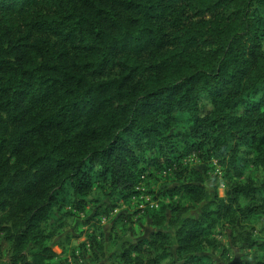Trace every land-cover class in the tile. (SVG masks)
<instances>
[{"label": "trees", "instance_id": "16d2710c", "mask_svg": "<svg viewBox=\"0 0 264 264\" xmlns=\"http://www.w3.org/2000/svg\"><path fill=\"white\" fill-rule=\"evenodd\" d=\"M178 124L197 157L238 180L254 168L260 181L224 200L201 178L182 182ZM143 161L173 172L169 196L201 213L164 206L146 237L121 233L108 264H217L226 253L206 224L213 213L230 227L232 264H264V0H0V223L18 248L89 205L90 245L104 239L102 220L141 176L145 186ZM54 258L44 243L15 257Z\"/></svg>", "mask_w": 264, "mask_h": 264}, {"label": "rangeland", "instance_id": "374dc122", "mask_svg": "<svg viewBox=\"0 0 264 264\" xmlns=\"http://www.w3.org/2000/svg\"><path fill=\"white\" fill-rule=\"evenodd\" d=\"M238 112L241 113V110ZM171 132L174 135L172 144L175 148V155L179 157L177 164L187 170V175L181 180L182 182L191 181L197 184L194 181L201 178L205 181L206 188L211 193L216 192L218 197L224 200L227 199V193L229 194L234 184L255 186L260 181L262 175L254 168L238 180L231 178L230 173L217 164L214 159L205 162L197 157L195 153L189 151V146L195 141L185 134L187 129L184 125L173 126ZM139 167L143 168L142 170L148 178L145 181V186L144 183H137L138 185L135 188H146L145 192L136 191V195L129 201L117 205L109 220H102L104 222V224H101L104 239L99 240L98 243H92V246L90 245L89 236L92 233V228L86 225L85 222L92 216L95 209L93 205H89L85 214L78 216L70 227H64L60 222L44 221L37 229L31 231L29 238L20 248L14 240V236L18 238L19 234L14 235L13 230L12 236H14L12 237L7 233L4 225L0 223V264H20L15 259L16 256L24 254L27 258H30V254L36 252L42 243L50 247L55 254V258L50 264H78L79 261L82 262L81 264H108L107 255L116 250L117 246L115 244L121 233L128 230L129 239L146 237L153 229L150 216H155L157 212H161L164 206L169 204L178 206L183 210L188 209L185 216H189V219L199 217L198 213H201L200 205L192 203L185 194H178L172 198L169 196L174 188L178 186L173 172L162 177L159 175L156 166H148L144 161L139 164ZM238 201L240 207H246L251 202L250 199L243 196H240ZM151 203L155 207L141 214L140 210L146 207L149 208ZM119 214L125 220L117 221ZM113 220H116V228L111 232V221ZM206 224L210 226L213 238L221 244V249L226 253L224 257L215 255L212 258L217 264H232L233 252H236V249L232 247L229 240L230 227L225 220L220 219L215 213L210 216V221ZM75 255L80 256L81 259L76 260ZM238 259H243V257Z\"/></svg>", "mask_w": 264, "mask_h": 264}, {"label": "built area", "instance_id": "2783aa9c", "mask_svg": "<svg viewBox=\"0 0 264 264\" xmlns=\"http://www.w3.org/2000/svg\"><path fill=\"white\" fill-rule=\"evenodd\" d=\"M162 175H163V176H166V175H167V172H165V171L162 172ZM140 180H141L142 182H144L145 177H144V176H141V177H140ZM142 182H141L140 184H142ZM136 190H137V191H140V192H144L145 189H144V188H140V189L137 188ZM154 207H155V206H154L152 203L149 205V209H153ZM78 257H79V256H78ZM79 262H81V261H79Z\"/></svg>", "mask_w": 264, "mask_h": 264}, {"label": "crops", "instance_id": "0c3cea01", "mask_svg": "<svg viewBox=\"0 0 264 264\" xmlns=\"http://www.w3.org/2000/svg\"><path fill=\"white\" fill-rule=\"evenodd\" d=\"M104 221V220H103ZM102 224H104V222H102ZM86 248H87V246H86Z\"/></svg>", "mask_w": 264, "mask_h": 264}]
</instances>
